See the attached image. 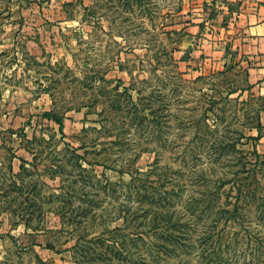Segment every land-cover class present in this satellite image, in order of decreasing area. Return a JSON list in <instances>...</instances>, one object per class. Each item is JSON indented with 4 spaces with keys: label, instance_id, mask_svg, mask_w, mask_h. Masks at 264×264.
<instances>
[{
    "label": "rangeland",
    "instance_id": "rangeland-1",
    "mask_svg": "<svg viewBox=\"0 0 264 264\" xmlns=\"http://www.w3.org/2000/svg\"><path fill=\"white\" fill-rule=\"evenodd\" d=\"M228 3L0 0V264H264Z\"/></svg>",
    "mask_w": 264,
    "mask_h": 264
},
{
    "label": "crops",
    "instance_id": "crops-1",
    "mask_svg": "<svg viewBox=\"0 0 264 264\" xmlns=\"http://www.w3.org/2000/svg\"><path fill=\"white\" fill-rule=\"evenodd\" d=\"M227 2L229 3L223 9V18L227 16L229 9L234 10L233 6L237 13L231 20L233 23L230 22L228 26L230 31H225L224 28L222 30L227 34L231 31L234 34H241V40L239 39V43L235 45L239 52L244 54L243 61L252 90H256V96L264 99V0H227ZM200 27L201 25H193L189 30H197Z\"/></svg>",
    "mask_w": 264,
    "mask_h": 264
},
{
    "label": "trees",
    "instance_id": "trees-1",
    "mask_svg": "<svg viewBox=\"0 0 264 264\" xmlns=\"http://www.w3.org/2000/svg\"><path fill=\"white\" fill-rule=\"evenodd\" d=\"M55 122H56V124L59 126V130H60V132H62V130H63V124H62V122H61V120H59V119H55ZM261 125H260V123L257 125V129H258V131H260V127ZM260 139V134H258V137L256 138V139H252L253 141H258ZM13 177V176H12Z\"/></svg>",
    "mask_w": 264,
    "mask_h": 264
}]
</instances>
